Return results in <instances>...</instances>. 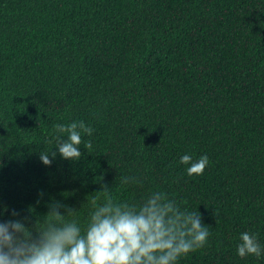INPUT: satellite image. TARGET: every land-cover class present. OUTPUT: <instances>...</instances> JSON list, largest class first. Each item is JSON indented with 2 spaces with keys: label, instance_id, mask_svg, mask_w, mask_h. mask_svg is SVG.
Here are the masks:
<instances>
[{
  "label": "trees",
  "instance_id": "trees-1",
  "mask_svg": "<svg viewBox=\"0 0 264 264\" xmlns=\"http://www.w3.org/2000/svg\"><path fill=\"white\" fill-rule=\"evenodd\" d=\"M73 121L94 129L82 157L45 166ZM154 190L209 228L179 264H264L236 254L243 231L264 245V0H0V211Z\"/></svg>",
  "mask_w": 264,
  "mask_h": 264
},
{
  "label": "clouds",
  "instance_id": "clouds-1",
  "mask_svg": "<svg viewBox=\"0 0 264 264\" xmlns=\"http://www.w3.org/2000/svg\"><path fill=\"white\" fill-rule=\"evenodd\" d=\"M55 132L53 146L40 151L45 166H51L58 155L79 160L82 133L90 136L94 129L83 121H73L57 125ZM179 163L187 166L188 176H199L209 157L202 154L193 159L185 153ZM121 183L141 181L123 177ZM109 188L104 186L101 191L107 193ZM38 195L43 199L44 192ZM44 202L48 208L45 214L36 215L31 209V214L16 209L0 211V264H179L182 257L204 248L210 236L198 210L162 190L151 191L139 202L94 196L80 207L87 204L83 223L78 216L80 208L56 198ZM236 254L241 259H264L258 234L241 232Z\"/></svg>",
  "mask_w": 264,
  "mask_h": 264
}]
</instances>
